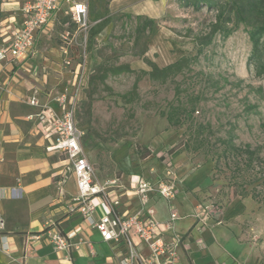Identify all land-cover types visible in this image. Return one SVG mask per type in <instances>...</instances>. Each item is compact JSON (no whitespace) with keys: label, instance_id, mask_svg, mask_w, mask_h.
<instances>
[{"label":"rangeland","instance_id":"obj_1","mask_svg":"<svg viewBox=\"0 0 264 264\" xmlns=\"http://www.w3.org/2000/svg\"><path fill=\"white\" fill-rule=\"evenodd\" d=\"M85 1L89 6V0ZM118 3L115 10L109 8L112 19L92 47L87 44L88 34L85 40L84 33L65 12L69 6L65 1L61 2L64 12L53 17L37 39L44 52L45 46L51 44L62 53L57 55L47 49L67 70V88H55L52 96L56 98L62 91L75 92L69 80L70 66L65 62L62 35L69 31L73 38L67 44L68 55L74 64L82 63L86 78L75 119L84 131L83 136L90 139L87 155L97 161L94 166L99 167V172L111 174L123 172V159L113 158L118 149H124L123 158L130 171L140 170L146 175L159 159L164 160L165 167L170 164L178 176L179 169L186 164L194 167L212 162L209 194L201 203H213L219 217L236 205H243L244 210L253 205L251 213L241 214L250 215L255 227L259 220L257 212L264 206L258 200L264 196V176L246 177L247 182L237 186L230 180L231 171L224 160L219 162L220 169L215 168L214 153L220 151V143L215 140L228 137L232 129L236 144L250 145L264 169V75L257 74L255 64L247 63L252 52L248 28L239 24L228 36L216 33L193 60L198 54L197 41L204 39L216 19L215 10L206 6L196 9L188 0ZM90 22L94 23L91 19ZM183 56L188 60L179 73L168 71L156 78L150 75L154 66L164 68ZM195 95L200 98L193 118L181 125L171 124L167 115L179 105V100L187 104ZM207 122L213 133L204 141L199 131L201 124ZM138 145L150 147L149 160L133 159ZM242 189L248 192L247 196L241 194Z\"/></svg>","mask_w":264,"mask_h":264},{"label":"crops","instance_id":"obj_2","mask_svg":"<svg viewBox=\"0 0 264 264\" xmlns=\"http://www.w3.org/2000/svg\"><path fill=\"white\" fill-rule=\"evenodd\" d=\"M118 2L127 0H111L109 8L115 10ZM21 5L20 0H0V47L9 43L12 31L22 23ZM61 12H64L62 7L53 17ZM45 47L62 55L51 44ZM47 49L44 52L36 41L33 53L27 58L0 61V213L5 220V228L0 230V264H63L62 253L53 247L45 232L50 220L56 221L63 234L77 244L72 250L75 264H119V254L112 244L104 241L79 214L68 212L67 201L77 192L75 178L73 175L68 178L61 194L60 181L67 161L63 154L46 150L48 140L32 119L39 110L30 103L33 97L59 110L52 95L56 89L67 88V70ZM69 68V80L73 83L74 66ZM83 146L87 155V145ZM124 155V149L113 153V158L123 159L121 174L99 172V167L94 166L97 161L87 157L98 181L117 178L125 186L127 194L122 197L119 210L135 212L139 202L131 191L132 184L138 177L158 179L164 172L165 162L155 161L146 175L140 170L130 171ZM137 158L136 152L133 159ZM148 158L151 157L140 161ZM179 170L174 202L180 216L166 231L167 235L175 231L186 237L179 249V264H264V206L257 212L259 220L255 227L250 215L241 214L251 213L253 205H248L247 210L243 205H236L222 216L221 222L199 225L194 211L209 194L207 187L211 186L213 163L194 167L186 164ZM150 204L156 210L157 219L162 223L167 221L169 202L154 195ZM105 211L102 203L96 215ZM138 248L148 254L144 243L139 242Z\"/></svg>","mask_w":264,"mask_h":264},{"label":"built area","instance_id":"obj_3","mask_svg":"<svg viewBox=\"0 0 264 264\" xmlns=\"http://www.w3.org/2000/svg\"><path fill=\"white\" fill-rule=\"evenodd\" d=\"M23 13L22 23L17 26L9 37V43L0 47V61L25 59L34 51L38 32L60 11L61 2L68 3L66 12L71 15L79 31L86 36L91 27L89 6L85 0H20ZM65 42L63 53L65 62L74 66V93L62 92L56 97L59 110L49 105H43L36 97L30 100L39 110L32 115L37 127L48 140L47 151L64 155L67 163L63 178L60 181L61 194L64 184L73 175L77 192L67 201L69 213L79 214L87 223L95 228L102 239L112 244L119 254V264H179V249L185 242L183 234L166 231L174 226L180 214L175 205L178 194L179 176L174 168L166 165L162 176L156 180L138 177L131 186V191L137 196L139 207L135 212H121L119 206L122 197L127 194L125 186L117 178L100 182L95 178L94 168L89 161L83 146L84 131L77 125L75 111L83 92L86 78L82 63H73L67 44L73 41L70 32L62 35ZM158 195L169 202V218L162 223L156 217V210L150 204L152 197ZM97 199L100 201L98 202ZM104 204L106 211L97 216L98 207ZM212 204H199L194 217L197 224L203 225L211 221L221 222L223 218L215 215ZM221 214V213H219ZM5 228V220L0 213V230ZM45 232L53 247L62 253L63 264H75L72 250L77 244L70 241L60 230L56 221L47 223ZM39 238V235H34ZM138 241V242H137ZM144 243L148 254L138 248V243Z\"/></svg>","mask_w":264,"mask_h":264},{"label":"trees","instance_id":"obj_4","mask_svg":"<svg viewBox=\"0 0 264 264\" xmlns=\"http://www.w3.org/2000/svg\"><path fill=\"white\" fill-rule=\"evenodd\" d=\"M110 0H89V14L90 19L94 21L91 25L87 44L92 47L98 34L110 23L112 19V13L109 9ZM188 4L192 5L196 9L206 6L209 9L216 11V19L211 24L209 33L206 34L204 39L197 41L198 54L193 57V60L202 53L204 47L209 45L216 33H220L224 36L231 34L239 24H244L248 28L249 38L252 42V52L248 58V65L255 64L257 74L264 75V0H224L222 2L218 0H188ZM188 58L181 57L174 63L169 64L164 68L154 66L150 72V75L154 78L158 74L172 71L173 74L179 73L183 68V63ZM199 95L192 97L187 104L179 100V105L174 107L173 110L167 115V118L171 124L181 125L187 119L193 118L199 100ZM201 133L203 140L208 141L209 135L213 133L211 124H201ZM206 133V134H204ZM90 138V136H89ZM236 135L233 130L228 131V137H218L215 141L220 143V151H215L216 166L220 169V160H224L225 165L231 171L230 180L233 184L240 186L247 182V178H263L264 169L263 163H258V157L255 156V152L251 150L250 145L239 146L235 142ZM88 136H83V144L87 145ZM175 149V146L169 149L168 153L171 154ZM136 152L141 159L148 157L152 154L150 147L145 145H138ZM260 164V166H259ZM247 177V178H246ZM251 182V181H250ZM243 196H247L248 192L242 189ZM257 194H253V197H257ZM260 202L264 203V196Z\"/></svg>","mask_w":264,"mask_h":264}]
</instances>
